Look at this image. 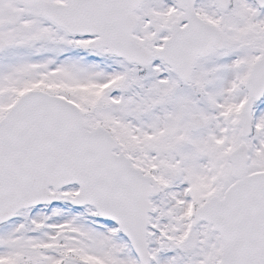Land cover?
<instances>
[{
  "label": "snow or ice",
  "instance_id": "6c2138e0",
  "mask_svg": "<svg viewBox=\"0 0 264 264\" xmlns=\"http://www.w3.org/2000/svg\"><path fill=\"white\" fill-rule=\"evenodd\" d=\"M0 264H264V0H0Z\"/></svg>",
  "mask_w": 264,
  "mask_h": 264
}]
</instances>
